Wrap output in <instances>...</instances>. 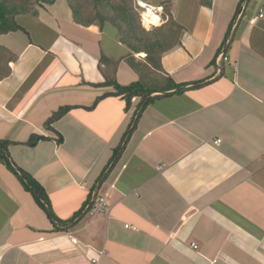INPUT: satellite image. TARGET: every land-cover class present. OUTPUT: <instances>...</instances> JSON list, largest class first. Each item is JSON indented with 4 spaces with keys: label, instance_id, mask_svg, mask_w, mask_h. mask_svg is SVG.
<instances>
[{
    "label": "crops",
    "instance_id": "crops-1",
    "mask_svg": "<svg viewBox=\"0 0 264 264\" xmlns=\"http://www.w3.org/2000/svg\"><path fill=\"white\" fill-rule=\"evenodd\" d=\"M141 1L181 26L161 67L186 88L151 100L108 173L139 102L126 108L100 87L101 56L118 62L119 85L137 80L115 29L80 27L56 0L0 35L13 56L0 79V141L56 220L0 163V264H90L100 251L98 264H264V0ZM32 136L45 140L29 145ZM93 193L106 214H83Z\"/></svg>",
    "mask_w": 264,
    "mask_h": 264
},
{
    "label": "trees",
    "instance_id": "trees-1",
    "mask_svg": "<svg viewBox=\"0 0 264 264\" xmlns=\"http://www.w3.org/2000/svg\"><path fill=\"white\" fill-rule=\"evenodd\" d=\"M56 0H0V35L21 30L16 18L20 15L37 14L33 4L50 5ZM71 11L72 21L80 27L96 25L102 29L103 25L109 24L116 33L118 41L125 45L130 54L126 56L125 63L136 74L137 80L128 85H119L115 80L117 69L116 61L101 56L99 64L105 67L104 82L100 87H110L113 96L124 100L126 108L130 106L133 98L139 102L133 114V118L124 133L120 144L113 151V155L106 166L114 164L120 153L124 150L129 137L136 127L137 121L146 106L155 97H163L172 93L180 94L186 86L175 84L163 71L161 57L179 47L182 28L172 18H168L160 25L140 26L139 14L136 11L134 0H64ZM205 6H210L208 0H203ZM167 10H165L166 13ZM4 54V56H2ZM145 55L143 59H135L134 55ZM13 56L0 47V79L9 75L8 63L12 62ZM203 82L196 83L200 86ZM68 108H61L46 121L45 126L50 128L52 123L61 118ZM139 109V110H138ZM37 140H45L44 137L32 136L27 142L33 145ZM9 141H0V163H2L19 181L24 191L30 194L32 201L44 212L46 218L52 223L56 222L49 208L48 198L43 188L36 180L26 172L18 168L9 158ZM105 169V170H106ZM107 173L102 172V177ZM80 215V214H77ZM76 218V217H75ZM73 220L67 223L71 226Z\"/></svg>",
    "mask_w": 264,
    "mask_h": 264
},
{
    "label": "built area",
    "instance_id": "built-area-1",
    "mask_svg": "<svg viewBox=\"0 0 264 264\" xmlns=\"http://www.w3.org/2000/svg\"><path fill=\"white\" fill-rule=\"evenodd\" d=\"M243 6L244 5L242 4L240 7L241 8L240 10L243 9ZM134 7L139 14L140 23L142 27H145V26L155 27L156 25H160L163 23V19L161 15L164 12V8L162 6H153L141 0H134ZM149 14H152V18L149 16ZM258 17L259 18L262 17L261 10H259ZM149 18H151V20ZM226 60H227V57L223 54V52H219V54L217 55L215 59V69L217 70V72H219L220 70L221 63ZM217 142L218 141H216L215 144ZM108 209H109V206L105 198L102 196H97L96 193L92 194L91 198L86 202V204L82 208L83 214H87L89 216H94L98 214L104 215L107 213ZM72 242L75 244L77 240L72 239ZM103 254H104V251L97 252V255L95 257H91L89 259V263L98 264L99 258Z\"/></svg>",
    "mask_w": 264,
    "mask_h": 264
},
{
    "label": "rangeland",
    "instance_id": "rangeland-1",
    "mask_svg": "<svg viewBox=\"0 0 264 264\" xmlns=\"http://www.w3.org/2000/svg\"><path fill=\"white\" fill-rule=\"evenodd\" d=\"M133 4H134V1H133ZM40 6H43V5H39V4H37V3H35V4H33V9L32 10H36L38 7H40ZM163 19H164V17H163ZM166 20L164 19V22H165ZM140 26L142 27V25H141V23H140ZM130 54V53H129ZM141 54H136V55H134V57H135V59H143L144 58V54H143V56H140ZM2 56H4V54H2Z\"/></svg>",
    "mask_w": 264,
    "mask_h": 264
},
{
    "label": "bare ground",
    "instance_id": "bare-ground-1",
    "mask_svg": "<svg viewBox=\"0 0 264 264\" xmlns=\"http://www.w3.org/2000/svg\"><path fill=\"white\" fill-rule=\"evenodd\" d=\"M149 16L152 18V14H149ZM151 18H149L150 20H151ZM145 24H146V22H145ZM148 24V23H147Z\"/></svg>",
    "mask_w": 264,
    "mask_h": 264
}]
</instances>
